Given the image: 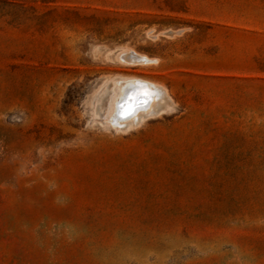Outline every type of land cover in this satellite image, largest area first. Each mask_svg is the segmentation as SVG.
I'll return each mask as SVG.
<instances>
[{"label": "rangeland", "instance_id": "1", "mask_svg": "<svg viewBox=\"0 0 264 264\" xmlns=\"http://www.w3.org/2000/svg\"><path fill=\"white\" fill-rule=\"evenodd\" d=\"M0 264H264V0H0Z\"/></svg>", "mask_w": 264, "mask_h": 264}, {"label": "bare ground", "instance_id": "2", "mask_svg": "<svg viewBox=\"0 0 264 264\" xmlns=\"http://www.w3.org/2000/svg\"><path fill=\"white\" fill-rule=\"evenodd\" d=\"M136 55V57H141V58H143L144 56L143 55H139V54H135ZM146 58V57H145ZM140 59V58H139ZM135 80H137V79H135ZM131 81V80H130ZM130 81H127V83H128V85H130L131 83H130ZM143 81V80H142ZM143 83V82H142ZM126 84V83H125ZM146 84V83H145ZM126 88V87H125ZM128 92H130V90H128ZM122 95V94H121ZM121 98V97H120ZM125 98H126V96H125ZM118 101H119V99H118ZM125 102V101H124ZM128 102V101H127ZM117 104V103H116ZM119 105V104H118ZM123 105H125V104H123ZM122 105V106H123ZM121 107V106H120ZM125 107V106H124ZM120 109V108H119ZM124 109H126V108H124ZM116 111V110H115ZM122 111V110H121ZM117 112H119V111H117ZM122 113V112H121Z\"/></svg>", "mask_w": 264, "mask_h": 264}, {"label": "snow or ice", "instance_id": "3", "mask_svg": "<svg viewBox=\"0 0 264 264\" xmlns=\"http://www.w3.org/2000/svg\"><path fill=\"white\" fill-rule=\"evenodd\" d=\"M145 95H147V93H145ZM132 111H133V108L129 107L125 109L121 114L127 116V115H130Z\"/></svg>", "mask_w": 264, "mask_h": 264}]
</instances>
